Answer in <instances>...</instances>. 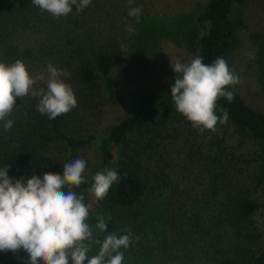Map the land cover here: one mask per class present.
Returning a JSON list of instances; mask_svg holds the SVG:
<instances>
[{"label":"rangeland","instance_id":"obj_1","mask_svg":"<svg viewBox=\"0 0 264 264\" xmlns=\"http://www.w3.org/2000/svg\"><path fill=\"white\" fill-rule=\"evenodd\" d=\"M206 2L92 0L81 13L73 5L68 16L58 18L70 30L65 41L69 44L85 32L90 37L69 61L68 71L90 64L98 52L115 54V95L135 108L142 95L174 73L170 59L187 63L197 57V39L208 26L199 19ZM131 7L142 9L139 23L128 15ZM49 17L53 23L55 17ZM230 17L234 43L223 58L238 75L239 83L229 90L264 113V0H245L233 8ZM127 26L135 31L130 34ZM68 80L77 100V107L71 110L76 112L74 119L66 117L70 132L90 133L94 139L75 154L66 152L61 144L50 145L47 150L66 159L73 155L84 159L85 175H95L99 139L124 111L105 97L99 83L88 96L74 73ZM86 96L90 98L82 104ZM171 106L181 119L173 101ZM132 152L140 161L146 186L152 189L147 191L157 195L170 213V225L159 233L171 254L186 253L193 262L211 264V249L206 245L217 238L230 264H234L233 259L243 261L264 249L263 142L228 121L217 123L215 131L203 132L186 120L161 125L158 114L151 110L120 145L111 147L110 168L120 167ZM87 197L93 212V195L88 192ZM244 199L256 204L249 215L239 209Z\"/></svg>","mask_w":264,"mask_h":264},{"label":"trees","instance_id":"obj_2","mask_svg":"<svg viewBox=\"0 0 264 264\" xmlns=\"http://www.w3.org/2000/svg\"><path fill=\"white\" fill-rule=\"evenodd\" d=\"M245 0H207L199 19L208 24L206 31L197 39L198 54L205 64L212 63L217 57H224L234 43V24L230 14L234 7ZM50 13L41 11L32 4V0H0V62L13 63L21 60L27 66L30 74L45 72L49 63L65 70L69 75L62 77L68 82L74 73L90 96L98 83L101 85L105 97L115 102L123 111L124 116L111 125L98 143L97 172L110 168L112 159L111 147L120 145L128 133L138 126L141 118L151 110L158 114V123L187 120L180 115L177 117L171 106V85L174 84L175 72L157 82L156 86L139 98L137 106L131 108L120 100L114 92L113 67L117 56L110 52L96 53L90 64L76 66L70 71L69 61L78 55L87 45L89 33L71 41H65L68 27L59 21V17L50 21ZM70 31V30H69ZM258 38V35H255ZM38 83L36 87H43ZM94 86V87H93ZM227 91L229 87L226 88ZM82 94V93H81ZM83 97L81 103L86 102ZM37 98L31 96L16 98V105L6 119L13 121L10 130L5 131L0 121V168L9 164L10 177L20 179L36 174L43 176L45 172L62 174L63 165L75 160L49 153L47 147L53 144L64 145L66 152L74 154L88 146L94 139L90 133L82 134L70 132L72 129L66 117L73 118L76 112H68L55 119H49L37 111ZM162 103V104H161ZM216 111L223 115L228 113L227 121L236 129L248 132L255 139L264 143V113L247 105L234 94L229 102L221 97L217 101ZM177 117V118H176ZM74 119V118H73ZM114 169L119 179L114 182L107 195L102 200L93 196V212L90 211L89 224L94 228V237L103 241L110 233H132V243L124 253L123 264H207L193 262L186 254H171L165 241L161 238L164 226L171 223L170 213L165 204L158 200V196L148 192L152 190L146 186L141 172V164L133 152L127 156L120 167ZM86 182L73 190L82 194L88 204V188L92 177L87 176ZM264 177V171H263ZM256 204L251 200H242L239 205L244 215L253 213ZM98 217H103L107 230L100 232L96 228ZM232 216H229V220ZM160 232V233H159ZM151 237V239H148ZM220 239V238H219ZM145 240L147 243L144 244ZM151 243L149 245L148 243ZM211 250V264H230L226 261L223 248L219 247L218 238L207 244ZM99 245H92L88 257L98 252ZM235 248L234 251H238ZM180 253V251H178ZM240 254V253H238ZM236 254H234L235 256ZM234 258V257H233ZM234 264H264V249L248 258L231 260ZM1 264H28V256L24 251L13 253L0 251ZM85 264L87 262L85 261Z\"/></svg>","mask_w":264,"mask_h":264},{"label":"clouds","instance_id":"obj_3","mask_svg":"<svg viewBox=\"0 0 264 264\" xmlns=\"http://www.w3.org/2000/svg\"><path fill=\"white\" fill-rule=\"evenodd\" d=\"M92 0H32L41 11L54 17L68 16L72 6L83 12ZM134 0H129L132 4ZM140 7H131L128 15L139 23ZM129 33L135 30L127 26ZM175 72L171 85V97L176 110L203 132L215 131L217 123H226L228 113L216 114L217 101L221 97L229 102L234 94L226 88L239 83V77L227 61L217 57L205 64L201 57L187 63L170 59ZM69 75L52 63L45 72L30 74L21 60L13 63L0 62V121L4 130H10L11 115L16 98H37L36 108L51 119L67 114L77 107L75 93L62 77ZM43 83V87H36ZM8 164L0 168V251L17 253L24 251L28 264H123L124 253L132 243V233H110L103 241L94 237L89 224L91 205L84 196L73 189L86 182V161L77 158L63 165L62 174L45 172L43 176L32 174L20 179L10 177ZM119 179L117 172L105 168L92 177L88 192L97 200L107 195L111 185ZM96 228L107 230L103 217H98ZM99 245L98 252L88 257L92 245Z\"/></svg>","mask_w":264,"mask_h":264}]
</instances>
